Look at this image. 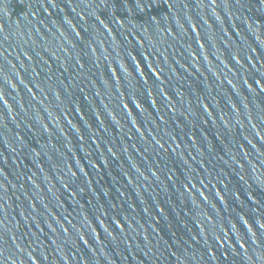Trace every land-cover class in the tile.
<instances>
[{"label":"water","instance_id":"95a60500","mask_svg":"<svg viewBox=\"0 0 264 264\" xmlns=\"http://www.w3.org/2000/svg\"><path fill=\"white\" fill-rule=\"evenodd\" d=\"M0 264H264V0H0Z\"/></svg>","mask_w":264,"mask_h":264}]
</instances>
